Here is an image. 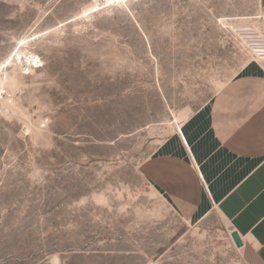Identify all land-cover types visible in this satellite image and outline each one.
Segmentation results:
<instances>
[{
    "label": "rangeland",
    "instance_id": "374dc122",
    "mask_svg": "<svg viewBox=\"0 0 264 264\" xmlns=\"http://www.w3.org/2000/svg\"><path fill=\"white\" fill-rule=\"evenodd\" d=\"M97 1L0 0V264H249L215 206L183 215L143 167L259 64L264 0Z\"/></svg>",
    "mask_w": 264,
    "mask_h": 264
},
{
    "label": "crops",
    "instance_id": "0c3cea01",
    "mask_svg": "<svg viewBox=\"0 0 264 264\" xmlns=\"http://www.w3.org/2000/svg\"><path fill=\"white\" fill-rule=\"evenodd\" d=\"M143 170L183 215L215 206L242 236L247 262L264 264V65L227 81Z\"/></svg>",
    "mask_w": 264,
    "mask_h": 264
},
{
    "label": "built area",
    "instance_id": "2783aa9c",
    "mask_svg": "<svg viewBox=\"0 0 264 264\" xmlns=\"http://www.w3.org/2000/svg\"><path fill=\"white\" fill-rule=\"evenodd\" d=\"M243 32L249 36L251 41V51L253 54V59L259 63L264 64V39L260 36V33L257 32L253 26L245 25L243 27ZM34 68L42 67L40 58L39 63H37V59L34 58ZM26 69H29L26 67ZM14 102V95L7 85L6 75L3 74L2 70H0V114H7L12 110L11 105ZM180 131V128L178 127Z\"/></svg>",
    "mask_w": 264,
    "mask_h": 264
},
{
    "label": "snow or ice",
    "instance_id": "6c2138e0",
    "mask_svg": "<svg viewBox=\"0 0 264 264\" xmlns=\"http://www.w3.org/2000/svg\"><path fill=\"white\" fill-rule=\"evenodd\" d=\"M126 8L127 7V3H126V0H107V3H104V0H101L100 4L94 8V9H91L90 11H96V12H99L101 11L102 9H107V8ZM89 13L88 12H85L84 15L87 16ZM32 39H36L35 37H32ZM27 41L25 40H21L20 41V44L23 45V44H26ZM37 59V63H39V57L36 58ZM81 203H84L83 201Z\"/></svg>",
    "mask_w": 264,
    "mask_h": 264
},
{
    "label": "water",
    "instance_id": "95a60500",
    "mask_svg": "<svg viewBox=\"0 0 264 264\" xmlns=\"http://www.w3.org/2000/svg\"><path fill=\"white\" fill-rule=\"evenodd\" d=\"M231 236L233 238V241H234L235 245L238 248H242L244 246V240H243L242 236L240 235V233L237 230H233L231 232Z\"/></svg>",
    "mask_w": 264,
    "mask_h": 264
},
{
    "label": "bare ground",
    "instance_id": "6f19581e",
    "mask_svg": "<svg viewBox=\"0 0 264 264\" xmlns=\"http://www.w3.org/2000/svg\"><path fill=\"white\" fill-rule=\"evenodd\" d=\"M100 2H101V0H98L97 3H96L92 8H93V9L96 8V7L100 4ZM104 3H107V0H104ZM34 58H37V56L32 54L31 57H28V58H27L26 62H30V61H32L31 64H29V65L34 66V64H33V62H34ZM21 59L23 60V57H21ZM27 66H28V65H27ZM5 75H6V74H5ZM6 82H7V80H6ZM7 85H8V84H7ZM231 238H232V236H231ZM232 240H233V238H232ZM233 242H234V241H233ZM236 247H237V246H236ZM237 248H238V247H237ZM238 249H240V248H238Z\"/></svg>",
    "mask_w": 264,
    "mask_h": 264
}]
</instances>
